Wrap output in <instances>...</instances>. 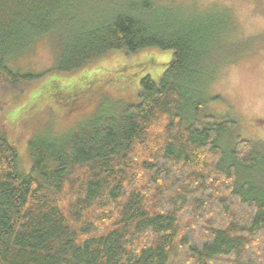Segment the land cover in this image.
Here are the masks:
<instances>
[{"label":"trees","instance_id":"1","mask_svg":"<svg viewBox=\"0 0 264 264\" xmlns=\"http://www.w3.org/2000/svg\"><path fill=\"white\" fill-rule=\"evenodd\" d=\"M15 1L0 0V264H264V187L239 174L264 173V152L238 135L226 151L222 138L238 121L208 109L221 97L207 86L235 56L212 49L226 29L211 23L227 24L229 10L215 17L214 5H197L191 16L156 0H117L78 27L54 70L75 73L116 51L148 48L171 50V60L158 81L140 79L137 102L68 135L30 138L23 166L16 144L25 128L8 120L3 93L46 71L13 70L7 59L47 34L38 24L56 11H83L93 0ZM12 20L32 27L21 35ZM95 93H72L63 111ZM10 125L21 130L15 140Z\"/></svg>","mask_w":264,"mask_h":264},{"label":"rangeland","instance_id":"2","mask_svg":"<svg viewBox=\"0 0 264 264\" xmlns=\"http://www.w3.org/2000/svg\"><path fill=\"white\" fill-rule=\"evenodd\" d=\"M12 1V6H15L16 1ZM156 1L171 6L172 14L178 12L196 15L197 5L200 8L214 5L212 15L215 17L225 13L223 8L229 10L232 19H228L227 24L216 18L211 23L214 31L217 28L219 31L226 29L220 38L218 34L212 49L214 53L220 52L223 56H235L221 63L217 76L207 86L209 96L221 97L220 101L209 100L208 109L218 114L227 113L238 121L237 130L228 132L222 138L221 145L226 151L234 135H238L259 140L253 151L255 155H263L264 0ZM116 2L117 0H93V3L89 1L86 4L83 11H56L55 16L38 24L39 27L48 29L47 34L28 44L20 55L7 59V65L13 70L39 73L46 71L39 80L3 93L5 105L9 101L12 103L5 110L8 120L25 128V133L22 132L24 141L16 144L23 166L29 163L25 146L30 138L38 134L68 135L97 113L112 111L115 106L123 103L137 102L140 79L149 75L158 81L167 68L172 51L148 48L133 54L116 51L102 61L75 73H62L53 69L63 43L73 32L84 23L107 16ZM9 23L17 25L21 35L25 31L28 33L32 27L27 21L18 23L17 20H12ZM74 92L83 100L94 93L95 97L71 106L69 111H63V104L70 100L69 96ZM10 126L12 128H9L8 136L15 140L21 130ZM225 159H229L227 153ZM261 169L241 168L239 174H243L254 185L264 187V173Z\"/></svg>","mask_w":264,"mask_h":264}]
</instances>
